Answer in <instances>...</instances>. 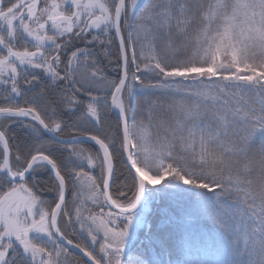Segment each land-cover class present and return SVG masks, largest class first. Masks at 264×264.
I'll use <instances>...</instances> for the list:
<instances>
[{
  "label": "snow or ice",
  "instance_id": "obj_1",
  "mask_svg": "<svg viewBox=\"0 0 264 264\" xmlns=\"http://www.w3.org/2000/svg\"><path fill=\"white\" fill-rule=\"evenodd\" d=\"M164 199L264 264V0H0V264H172Z\"/></svg>",
  "mask_w": 264,
  "mask_h": 264
},
{
  "label": "trees",
  "instance_id": "obj_2",
  "mask_svg": "<svg viewBox=\"0 0 264 264\" xmlns=\"http://www.w3.org/2000/svg\"><path fill=\"white\" fill-rule=\"evenodd\" d=\"M95 51L101 54L100 60L101 65L105 70V76H107L109 80L115 78L117 75L113 70L115 65L113 64L110 66L108 63V61L114 59V57L110 56L105 58L103 55V49H101L99 45H97ZM112 52H116L115 47L112 48ZM89 71H91V69H89ZM21 103H23V101H21ZM188 103H191V101L189 100ZM16 133L18 139L22 138L24 135L19 129H16ZM81 147H87V145H81ZM57 155H59V153H57ZM183 203L188 204V201L161 200L153 205L151 214L148 217L151 224V232L155 236L160 237L165 243L164 259L166 261H171L172 264H184L185 261L191 262L192 260L218 259V244L215 242L213 221L202 216L183 215L185 211H179V205L181 206ZM190 205H193V203L191 202ZM182 207H184V205ZM187 217L200 220L201 227L192 228V226H189L188 224L185 225L180 223L179 218L183 219ZM157 224H163V226L159 228L157 227ZM73 238L77 239L74 234ZM156 254V247H152L149 250V254L143 255L141 258L146 261L157 260L159 259V256H156Z\"/></svg>",
  "mask_w": 264,
  "mask_h": 264
},
{
  "label": "rangeland",
  "instance_id": "obj_3",
  "mask_svg": "<svg viewBox=\"0 0 264 264\" xmlns=\"http://www.w3.org/2000/svg\"><path fill=\"white\" fill-rule=\"evenodd\" d=\"M6 123V122H5ZM86 170H88L87 168H86ZM85 198L87 197V195H88V193H87V191H85ZM69 200H71V194L69 193ZM187 203V202H186ZM186 203H183V205H184V207H182L183 205H179V208H180V212L181 211H185L184 213H183V215L184 214H188V212H193V210H194V202H192L193 203V205H190V203L191 202H188V204H186ZM152 208H153V206H152ZM195 216V215H194ZM194 216H192V217H194ZM179 221H180V223H182V224H188L189 226H192V228H200L201 227V222H200V220H198V219H196V218H183V219H180L179 218ZM165 224V223H164ZM62 226H63V222H62ZM163 226V224H157V227H159V228H161ZM148 230V227H147V225L145 226V227H142V228H140V229H138V232H137V235H138V237L139 238H143L144 237V234H145V232ZM77 238V237H76ZM78 239V238H77ZM165 240V239H164ZM162 241V245L161 246H163L164 248H165V243H164V241L163 240H161ZM156 249H157V254H156V256H158V253L160 252V247L159 246H157L156 247ZM155 257V256H154Z\"/></svg>",
  "mask_w": 264,
  "mask_h": 264
},
{
  "label": "water",
  "instance_id": "obj_4",
  "mask_svg": "<svg viewBox=\"0 0 264 264\" xmlns=\"http://www.w3.org/2000/svg\"><path fill=\"white\" fill-rule=\"evenodd\" d=\"M73 253H74L77 257L82 256V253H77L76 250H73ZM84 259H86V258H84Z\"/></svg>",
  "mask_w": 264,
  "mask_h": 264
}]
</instances>
